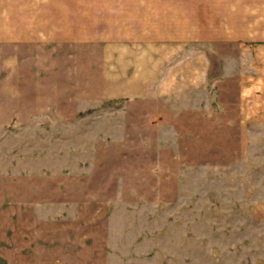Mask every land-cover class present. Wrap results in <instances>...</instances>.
Instances as JSON below:
<instances>
[{
	"label": "rangeland",
	"instance_id": "rangeland-1",
	"mask_svg": "<svg viewBox=\"0 0 264 264\" xmlns=\"http://www.w3.org/2000/svg\"><path fill=\"white\" fill-rule=\"evenodd\" d=\"M241 24L0 41V264H264V67Z\"/></svg>",
	"mask_w": 264,
	"mask_h": 264
},
{
	"label": "crops",
	"instance_id": "crops-1",
	"mask_svg": "<svg viewBox=\"0 0 264 264\" xmlns=\"http://www.w3.org/2000/svg\"><path fill=\"white\" fill-rule=\"evenodd\" d=\"M185 5L186 13H180L179 0H0V41L66 52H81L84 37L185 35L188 44L199 37L207 43L210 37H240L237 24L249 21L252 32L245 35H254V70L264 67V0H186ZM255 85H264L262 75H254Z\"/></svg>",
	"mask_w": 264,
	"mask_h": 264
}]
</instances>
